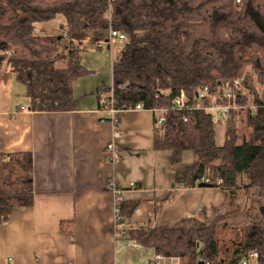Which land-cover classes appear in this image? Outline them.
Returning <instances> with one entry per match:
<instances>
[{"label": "trees", "instance_id": "16d2710c", "mask_svg": "<svg viewBox=\"0 0 264 264\" xmlns=\"http://www.w3.org/2000/svg\"><path fill=\"white\" fill-rule=\"evenodd\" d=\"M59 17L56 34L37 35V23ZM111 29L128 41L113 60L112 85L98 95L112 93L117 108H168L164 123L155 119V148L171 151L175 184L204 183L250 202L205 223L128 230V239L179 264H239L252 250L264 263V0H0V70H11L25 86L30 110H73V83L87 74L80 46L89 39L110 48ZM237 80L236 102L256 106L241 143L238 120L227 121L219 145L213 113L174 108L181 92L191 101L207 87L218 99ZM185 151L195 157L186 167L180 166ZM33 202L31 154L0 153V224ZM123 209L130 215L133 205L124 202ZM239 215L249 222L234 224Z\"/></svg>", "mask_w": 264, "mask_h": 264}, {"label": "crops", "instance_id": "0c3cea01", "mask_svg": "<svg viewBox=\"0 0 264 264\" xmlns=\"http://www.w3.org/2000/svg\"><path fill=\"white\" fill-rule=\"evenodd\" d=\"M119 41L98 48L85 39L80 46L87 74L73 83V110H30L25 86L0 70V153L31 154L34 188L33 204L14 208L0 224V264H174L156 260L154 250L128 239V230L205 223L245 205V196L229 197L219 187L175 184L171 151L155 148L160 111L120 109L113 123L102 100L108 95L97 91L112 85L113 60L126 43ZM117 129L111 162L106 147ZM194 161L185 151L180 166ZM124 202L133 205L130 215Z\"/></svg>", "mask_w": 264, "mask_h": 264}, {"label": "built area", "instance_id": "2783aa9c", "mask_svg": "<svg viewBox=\"0 0 264 264\" xmlns=\"http://www.w3.org/2000/svg\"><path fill=\"white\" fill-rule=\"evenodd\" d=\"M118 39L121 41H128V37L126 34L119 32L115 29H111L110 31V48L112 46V40ZM68 40V37H67ZM89 40V39H87ZM69 42V41H68ZM76 42V41H75ZM98 48H103L105 45L98 44L96 45ZM63 50L65 52H68V43L63 47ZM10 54V52H6ZM256 91L258 93L261 92V87L258 84H255ZM241 89V81L237 80L235 81V84L231 88H226L221 93V96L218 97V99L222 100L223 102L219 103L217 102V98L210 93L209 89L207 87L199 88L194 96L192 97L191 101L189 98L185 95L184 92H181L180 96L175 98L174 100V108L177 110H183L184 112H190L193 110H205L208 112H211L215 115L216 120L223 125H226L227 121L231 118H234L235 120L239 121V125L245 121L247 113L250 110L252 113L255 112L256 106L252 103L250 105H241L236 102V95L237 90ZM103 104L107 108V111L110 115H112L115 120L113 121L114 124H116L118 121L116 118L118 112L120 109L126 110L130 108H117L115 105V101L112 98V93L110 96H106L103 99ZM134 109H144L141 104H138L137 106L133 107ZM153 111H160L161 115L158 117L159 124L164 123L166 114L168 112V108H162V109H151ZM183 119L186 121L187 117L186 115L183 116ZM121 137L120 130H115L113 135V140L107 145L106 147V154L107 158H109V161L114 162L118 155V147L116 145V140ZM134 185V184H132ZM125 229V228H123ZM136 245V244H135ZM138 246V245H136ZM166 259V257L162 255H157L156 260H163ZM174 259V258H172ZM174 264H179L178 259H174ZM239 264H264L263 261L260 258V253L257 250H252L249 253H247L239 262Z\"/></svg>", "mask_w": 264, "mask_h": 264}, {"label": "rangeland", "instance_id": "374dc122", "mask_svg": "<svg viewBox=\"0 0 264 264\" xmlns=\"http://www.w3.org/2000/svg\"><path fill=\"white\" fill-rule=\"evenodd\" d=\"M62 17H59L57 19H55L54 21L51 22H45V23H37L36 26V33L37 35H50V34H56L58 32V28H59V24L62 23L61 21ZM64 22V21H63ZM63 39H67V36L65 35V37ZM113 44L115 47H119L121 46V42L119 40H113ZM238 143H241L243 140H245L248 135L250 134V132L252 131L250 128L247 127V124L245 121H243L239 127H238ZM216 141L219 145H222L225 141V126L220 124V123H216ZM255 198H259V196H257L256 194L254 195ZM245 199V205H243V208L246 206L247 208L250 205V202H248V200L246 199V197H244ZM242 204V203H241ZM256 208V207H255ZM255 208L251 210V212H255ZM229 210V209H228ZM257 216L259 215V211L256 212ZM246 222H249V218H245V216L243 215H239V217L233 221L234 224H239V225H244ZM185 225H188L185 223ZM130 252H135V249L130 247L128 249ZM138 256V255H137ZM134 260V257H133ZM138 259L136 261H134V263L131 264H138Z\"/></svg>", "mask_w": 264, "mask_h": 264}, {"label": "water", "instance_id": "95a60500", "mask_svg": "<svg viewBox=\"0 0 264 264\" xmlns=\"http://www.w3.org/2000/svg\"><path fill=\"white\" fill-rule=\"evenodd\" d=\"M202 187H205V186H209V185H207V184H204V183H202V184H200ZM200 264H204L203 262H201Z\"/></svg>", "mask_w": 264, "mask_h": 264}, {"label": "bare ground", "instance_id": "6f19581e", "mask_svg": "<svg viewBox=\"0 0 264 264\" xmlns=\"http://www.w3.org/2000/svg\"><path fill=\"white\" fill-rule=\"evenodd\" d=\"M70 48V47H69ZM155 262V261H154ZM160 262V261H159Z\"/></svg>", "mask_w": 264, "mask_h": 264}]
</instances>
